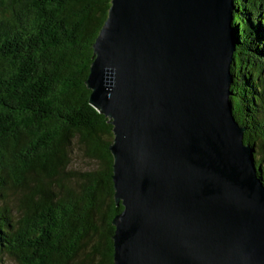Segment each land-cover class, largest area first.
I'll return each mask as SVG.
<instances>
[{
  "label": "water",
  "instance_id": "water-1",
  "mask_svg": "<svg viewBox=\"0 0 264 264\" xmlns=\"http://www.w3.org/2000/svg\"><path fill=\"white\" fill-rule=\"evenodd\" d=\"M233 1L109 0L85 85L112 126V264H264V185L229 100Z\"/></svg>",
  "mask_w": 264,
  "mask_h": 264
},
{
  "label": "trees",
  "instance_id": "trees-1",
  "mask_svg": "<svg viewBox=\"0 0 264 264\" xmlns=\"http://www.w3.org/2000/svg\"><path fill=\"white\" fill-rule=\"evenodd\" d=\"M233 3L229 100L264 185V0ZM109 6L0 0V262L112 264L111 221L122 209L113 200L112 126L89 104L85 85ZM244 62L258 66L256 77L240 71ZM73 139L99 168L67 170Z\"/></svg>",
  "mask_w": 264,
  "mask_h": 264
},
{
  "label": "rangeland",
  "instance_id": "rangeland-1",
  "mask_svg": "<svg viewBox=\"0 0 264 264\" xmlns=\"http://www.w3.org/2000/svg\"><path fill=\"white\" fill-rule=\"evenodd\" d=\"M237 67H240V71H248L250 72L253 76H257V72L259 71L258 66H254L252 62L248 63H239ZM264 76V75H262ZM261 76V78H262ZM239 80H244V78L241 76ZM69 154V165L67 166V170L70 172H88V171H93L97 168H99V162L95 159H92L88 157L84 151L83 146L77 142L76 139L72 140L71 146L69 147L68 150ZM19 193L16 194H10L6 201H7V206L9 208L14 209L17 205V201L19 199ZM15 218L18 216L17 213L14 214ZM0 264H17L14 262L11 258H8L6 256H3L1 258Z\"/></svg>",
  "mask_w": 264,
  "mask_h": 264
}]
</instances>
